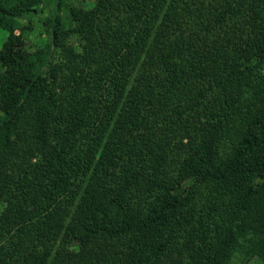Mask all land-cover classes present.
I'll return each mask as SVG.
<instances>
[{
  "label": "trees",
  "instance_id": "trees-1",
  "mask_svg": "<svg viewBox=\"0 0 264 264\" xmlns=\"http://www.w3.org/2000/svg\"><path fill=\"white\" fill-rule=\"evenodd\" d=\"M61 1L0 0V264H247L264 0Z\"/></svg>",
  "mask_w": 264,
  "mask_h": 264
},
{
  "label": "rangeland",
  "instance_id": "rangeland-1",
  "mask_svg": "<svg viewBox=\"0 0 264 264\" xmlns=\"http://www.w3.org/2000/svg\"><path fill=\"white\" fill-rule=\"evenodd\" d=\"M51 2L50 1V5L49 6H44L43 7V11L45 13H47L50 8H51ZM96 2V0H62L61 1V5H60V9H59V16L61 18V22H62V28L66 29V30H70V40L75 44L77 43V40H75V36H73V34L71 33V30L73 28V23L70 19L69 16V11L70 9H78V8H86L89 9L91 8L94 3ZM44 29L42 28H37V30L34 33H31L29 35L26 36L25 41L27 42V45L29 47H31L30 49H33L37 44H43L44 40H45V35H44ZM5 38V35L2 31H0V45L3 42ZM59 55L58 53H56L54 55V59L53 60H58ZM3 209L2 204L0 203V211ZM243 254H236L234 257V262L236 264H243ZM264 261V250L259 251L256 255H254L253 258H251V260H249L248 262H246L247 264H263Z\"/></svg>",
  "mask_w": 264,
  "mask_h": 264
}]
</instances>
